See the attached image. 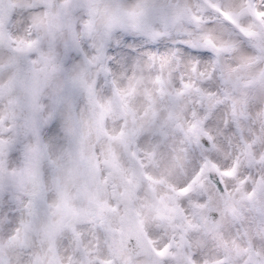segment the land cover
I'll return each instance as SVG.
<instances>
[{
	"label": "snow or ice",
	"instance_id": "snow-or-ice-1",
	"mask_svg": "<svg viewBox=\"0 0 264 264\" xmlns=\"http://www.w3.org/2000/svg\"><path fill=\"white\" fill-rule=\"evenodd\" d=\"M0 264H264V10L0 0Z\"/></svg>",
	"mask_w": 264,
	"mask_h": 264
},
{
	"label": "clouds",
	"instance_id": "clouds-1",
	"mask_svg": "<svg viewBox=\"0 0 264 264\" xmlns=\"http://www.w3.org/2000/svg\"><path fill=\"white\" fill-rule=\"evenodd\" d=\"M255 4L257 5L259 10H264V0H254ZM127 40L129 43L135 41L137 44H140L141 46L147 47V48H154L156 47L155 44H152L150 42L145 41L142 37H127ZM169 43H171V40H169ZM173 47H175V44H173ZM177 79H179V73L177 74ZM210 83V82H209Z\"/></svg>",
	"mask_w": 264,
	"mask_h": 264
}]
</instances>
